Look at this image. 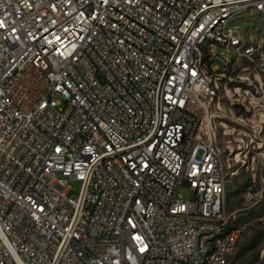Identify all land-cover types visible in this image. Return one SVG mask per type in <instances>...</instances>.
Masks as SVG:
<instances>
[{
    "label": "built area",
    "instance_id": "2783aa9c",
    "mask_svg": "<svg viewBox=\"0 0 264 264\" xmlns=\"http://www.w3.org/2000/svg\"><path fill=\"white\" fill-rule=\"evenodd\" d=\"M253 12L0 0V264H231L235 148L264 197V31L235 20Z\"/></svg>",
    "mask_w": 264,
    "mask_h": 264
},
{
    "label": "rangeland",
    "instance_id": "374dc122",
    "mask_svg": "<svg viewBox=\"0 0 264 264\" xmlns=\"http://www.w3.org/2000/svg\"><path fill=\"white\" fill-rule=\"evenodd\" d=\"M235 20L249 26L247 32L264 31V16L262 14L253 12L237 17ZM217 53L226 54L228 57L233 58L232 52L222 46L217 47ZM218 62L221 65L224 63L222 59H218ZM231 128L232 125H229L230 130ZM218 144L222 149H227L225 150V156L228 157L230 155L228 146H237L242 143L239 135L226 136L221 132ZM246 144V141L242 144L243 148ZM239 152L240 150L235 148L234 154L238 153L237 155L241 158L234 160L233 168L236 173L234 175L230 174L227 180L226 207L228 214L231 215V220L244 228L245 237L232 258L231 264H264V197L248 199L249 193L256 192L259 187L258 174L257 181H252V174L247 172L245 167L241 168L246 153L240 154ZM69 183L72 186L69 194H77L80 183L76 180H70ZM179 192L186 195L185 188H180Z\"/></svg>",
    "mask_w": 264,
    "mask_h": 264
}]
</instances>
